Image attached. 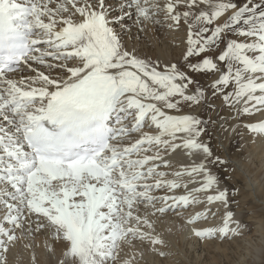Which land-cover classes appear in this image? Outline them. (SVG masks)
Masks as SVG:
<instances>
[{
    "label": "snow or ice",
    "instance_id": "1",
    "mask_svg": "<svg viewBox=\"0 0 264 264\" xmlns=\"http://www.w3.org/2000/svg\"><path fill=\"white\" fill-rule=\"evenodd\" d=\"M161 13L188 29L181 59L163 66L126 48L117 27L134 15L143 31ZM207 74L216 78L202 85ZM209 96L264 140V119L242 120L264 113V0H0V264L42 230L66 246L58 264H117L134 241L165 256L150 216L203 204L194 225L213 205L228 209L211 167L226 161L202 139L211 118L170 114ZM177 150L199 159L162 170ZM242 227L227 210L193 234Z\"/></svg>",
    "mask_w": 264,
    "mask_h": 264
},
{
    "label": "bare ground",
    "instance_id": "2",
    "mask_svg": "<svg viewBox=\"0 0 264 264\" xmlns=\"http://www.w3.org/2000/svg\"><path fill=\"white\" fill-rule=\"evenodd\" d=\"M111 2L116 3V0H111ZM165 2L166 0H159L161 6H163ZM125 19L126 23L123 29H120L119 26L117 27L126 48L134 50L139 57L158 63L161 66L177 62L181 59L182 53L186 48L188 31L187 26L183 24V22L179 29L175 27L170 28L168 26L170 21L164 19L163 13H161L158 17L161 21L160 23H149L145 25L143 31H141L140 27L134 23V15L133 18L126 17ZM24 74L27 75L28 73L25 72ZM218 106L220 105L218 104ZM201 111L202 103L199 106L185 105L180 113L172 110L170 114H194L200 117L202 116ZM231 112L233 113V111ZM217 113L220 114V111L217 110ZM217 113L215 115H217ZM228 115L227 117L224 115L225 118H223L221 123H225L226 120L232 121L233 124H230L232 127L227 128L230 131V143L232 140L236 139V134L239 132V136H237L239 139V149L236 153L233 151L234 154L232 155L231 151L235 147L234 145H228L227 142H224L222 143V147L224 149L223 153L227 157V166L232 165L235 168L233 169L235 170L233 177L234 185L237 187L242 183L241 199L239 198V200H241V206L236 210L235 218L243 225L241 229L243 234L240 236L229 235L228 237L211 239H201L193 234L194 228L215 227L222 224L225 212L231 210L230 208L232 206V197L229 195L230 204L228 209H225L222 205H213L211 206L213 210L219 208L216 215L212 216L210 213L207 220H201L194 225L188 224L186 221L196 211H203L205 208L203 204L193 206L187 210H170L163 215L157 214L155 216H150L149 218L154 224L153 234L158 235L164 241L162 245H156L155 247L159 249L160 252L166 253V255L161 256L158 252L152 251V245L147 241H134V246H129L127 244L123 245V250L120 253L117 264H122L124 260H132V264H229V260L235 255L239 256L237 257L239 260L242 258L245 261V259L247 257L250 258L252 254L255 256L251 264L263 263L264 227L262 224L260 227L258 225L259 228L256 230V234H248L246 226H244L242 211L246 210L247 213L250 212L251 214L257 211L264 212V140L256 138L242 126L236 127L240 121L233 119V114ZM260 119H264V113H256L253 116L242 117L244 123L256 122ZM233 127H235V131H233ZM166 158L170 160L173 167L171 169L162 170L170 172L178 170L181 165L191 164L193 159H199L198 157H189L186 152L182 150H177ZM248 159H251L248 165L253 166L254 173L248 171L249 169L252 171V168H249L245 164V161H248ZM211 167L214 174L219 178V172L213 168V166ZM246 167L248 168L246 169ZM261 175L263 177L259 179L258 177ZM258 179L260 181H258ZM220 184L222 188L228 189L224 181H220ZM191 186L192 185H190V187ZM183 191V189H179L176 191V194H183ZM157 194L163 195L165 193L161 191ZM203 195L204 194H201V198H203ZM0 216H2V214H0ZM250 220L252 219L250 218ZM256 222L259 223L257 220ZM256 222L255 225H257ZM251 223L253 224V222ZM17 234L19 235V231ZM26 245H30V247H26ZM49 247L55 249V254L49 251ZM65 247L64 242L53 240L50 230H42L32 234L25 232L23 239L18 240L15 245L10 248L7 254V264H58V261L63 258L62 253ZM140 253H143V256H141ZM33 256L35 259H33ZM231 260L230 264H233Z\"/></svg>",
    "mask_w": 264,
    "mask_h": 264
},
{
    "label": "rangeland",
    "instance_id": "3",
    "mask_svg": "<svg viewBox=\"0 0 264 264\" xmlns=\"http://www.w3.org/2000/svg\"><path fill=\"white\" fill-rule=\"evenodd\" d=\"M239 2L240 3H243L244 2V0H239ZM214 51H216V52H218L219 50H214ZM211 76H213L212 74H207V75H199L197 78L200 80V82H201V84L202 85H209L210 84V82L211 81H213L216 77L215 76H213V77H211ZM210 97V98H209ZM208 97V103H202V111H201V114H202V116H200V118L201 119H203V120H205V121H208L209 120V118H211V120H212V122L211 123H209L208 124V126H207V132L203 135V137H202V139L204 140V141H206V142H209L210 143V145L212 146V148H213V151H214V153L216 154V155H219L220 157H221V159L222 160H224V161H227L226 159H227V157L224 155V153H223V151H224V149H223V147H222V143H224V142H227V144L228 145H234L235 147L232 149V155L234 154V153H236L237 152V150L239 149V139H238V137L237 136H239V132L236 134V139H234V140H232V142L230 143V136H229V134H230V131H229V129H227L228 127L230 128V127H232V125H230V124H233L232 123V121L231 120H226L225 121V123L227 124V122H228V126L225 124V123H221V121H223V118H225V116L227 117V115L229 114V115H231V114H233L231 111V109H229L228 110V108L227 107H225L224 105H223V102L218 98H216V97H212V96H209ZM216 99V100H215ZM211 100V101H210ZM213 101V102H212ZM219 101H220V103H219ZM212 102V103H211ZM218 102V103H217ZM210 104H215L216 105V107L215 108H211L209 105ZM218 104L220 105V106H218ZM220 107V108H219ZM224 107V108H223ZM222 108V109H221ZM209 109H211V110H209ZM218 111H220V114L219 113H217V110ZM225 109V110H224ZM215 110V111H214ZM226 111V112H225ZM225 112V113H224ZM217 113V115H215ZM214 115V116H213ZM225 115V116H224ZM228 115V116H229ZM220 123H221V125H220ZM219 125H220V127H219ZM216 138V139H215ZM219 140H218V139ZM222 138V139H221ZM225 141H224V140ZM235 142V143H234ZM236 145H237V147H236ZM221 147H222V149H221ZM233 151H234V153H233ZM249 161V162H248ZM248 161L246 160L245 161V164L250 168H252V171H251V169H249L248 171L249 172H251V173H254V169H253V166L251 165H248L249 163H250V161H251V159H248ZM248 162V163H247ZM213 166V168H215L218 172H219V180L220 181H224V183L227 185V187H228V190H229V193H230V196L232 197V206H231V211H233L234 213H236L237 211L236 210H238V208H240L239 206H241V200H239V198L241 199V190H242V183H240V185H238L237 187L234 185V181H233V177H234V174H235V170H233V169H235L232 165L231 166H227V162L226 163H224V164H213L212 165ZM248 167H246V169L248 168ZM233 172V173H232ZM232 177V178H231ZM263 176L261 175V176H259L258 178L259 179H261ZM258 179V181H260ZM231 182H233V183H231ZM238 188V189H237ZM240 192H239V191ZM264 190V189H263ZM262 190V191H263ZM240 194V196H239V194ZM234 197H233V196ZM241 211H242V209H241ZM245 213H244V212ZM242 211V213H243V215L242 216H244L243 218H244V226H246V231H247V233L248 234H252V235H254V234H256V230L261 226V224L263 225V227H264V212L263 211H257L256 213L254 212L253 214H251L250 212H248L247 213V211L246 210H243ZM256 216V217H255ZM246 217V218H245ZM248 217H249V219H248ZM250 218L252 219V220H250ZM245 219H246V222H245ZM260 219V220H259ZM253 222V224L250 222ZM255 220V221H254ZM256 220L257 221H259V223L258 222H256ZM261 220H262V222H261ZM255 222H256V224L257 225H255ZM261 222V223H260ZM258 225H259V227H258ZM263 232H264V228H263ZM254 233V234H253ZM264 234V233H263ZM254 254H252L251 256H250V258L249 257H247L246 259H245V261L241 258V260H239L237 257H239V256H234V257H232L231 259H233V260H231V263H232V261H233V264H237V261L239 260V263L238 264H241L242 262V264H251L252 263V260L254 259ZM253 257V258H252ZM234 258H236V259H234ZM252 258V259H251ZM230 260H229V264H230ZM250 260V261H249ZM236 262V263H235ZM241 262V263H240ZM262 264H264V261H263V263Z\"/></svg>",
    "mask_w": 264,
    "mask_h": 264
}]
</instances>
